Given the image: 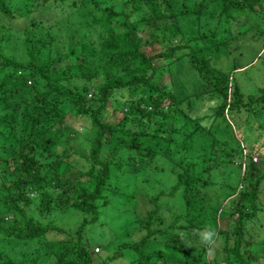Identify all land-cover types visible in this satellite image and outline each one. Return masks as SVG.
<instances>
[{
	"label": "trees",
	"instance_id": "16d2710c",
	"mask_svg": "<svg viewBox=\"0 0 264 264\" xmlns=\"http://www.w3.org/2000/svg\"><path fill=\"white\" fill-rule=\"evenodd\" d=\"M8 1L0 0V43L4 45L0 49V113L9 122H18L19 128L11 137L0 124V223H9L3 230L8 239L27 242L53 232L50 240L37 243L46 248L55 264H94L84 232L108 205L106 192L123 194L114 187L115 176L128 175L131 166L135 172L128 177L134 178L158 153L172 159L174 166H183L182 160L173 155L181 156L193 148L195 141L201 145L205 139V150L211 155L222 151L226 162L233 164L237 159L243 167L234 194L225 204L236 220L225 228V211L218 207L223 215L213 228L216 236L223 238L224 264L264 261V238L251 239L264 230V215L258 217L264 170L253 162V153L246 147L240 154L223 147L213 135L208 139L218 118L229 115L235 121V112L241 109L254 117L264 115V88L244 95L233 77L244 67L234 57L240 48L239 37L264 39V0H212L196 9H188L184 2L183 10L172 0H121L118 4L116 0H36L38 4L28 0L23 3L25 12L18 7L13 10ZM71 4L86 8L89 21H78L63 52L55 50L41 59L37 46L44 40L40 34L34 38L35 31L60 21V13ZM89 5L94 7L88 10ZM208 7L212 8L209 13ZM204 16L216 18L215 25L209 28L200 22H188ZM13 19H19L22 25L12 28ZM234 21L236 35L230 27ZM17 50L22 52V59H17ZM222 57L233 64L227 72L216 65ZM182 63L196 80L191 94H178L171 80L173 67ZM77 82L84 84L80 87ZM67 115L84 118L93 131L86 170L72 164L69 150L58 152L61 144L74 149L69 144L71 135L62 138L64 131L70 132ZM104 146L108 150L103 158ZM123 150L125 161L120 157ZM211 159L213 165L207 163L208 167L198 174L185 163L181 172H174L172 185L148 195L153 208L145 217L135 216L133 220V229L145 230V234L135 242L119 244L101 264L121 257L122 249L134 252L130 264H204L202 256L210 244L205 243L197 256L186 246L212 230L213 219L206 221L201 216L195 220L186 216V210L200 189L211 185L212 167L225 157L212 155ZM240 184L243 186L238 190ZM179 189L185 211L174 219L186 218L188 223L178 224V232H171L173 223L152 229V223H161L157 214L164 213L161 197L173 198ZM128 195L132 198L135 193ZM71 210L80 212V221L68 231L59 228L57 218ZM250 221L256 226L247 228ZM127 234L116 233L112 243ZM247 234L253 236L248 238Z\"/></svg>",
	"mask_w": 264,
	"mask_h": 264
},
{
	"label": "rangeland",
	"instance_id": "374dc122",
	"mask_svg": "<svg viewBox=\"0 0 264 264\" xmlns=\"http://www.w3.org/2000/svg\"><path fill=\"white\" fill-rule=\"evenodd\" d=\"M26 1L28 2V0H11L8 1V4L11 5L13 10H17L18 7V10L25 12L26 9L23 3L25 4ZM211 1L212 0H172V3L183 10L184 7L182 5L184 2L188 9H196L199 4L204 6L211 3ZM116 2L117 4L121 3V0H116ZM35 3L38 4L36 0ZM88 7V10H90L94 6L91 7L89 5ZM78 8L76 5L71 4L70 8L67 9L68 13L66 8L60 13V18H62L60 21L57 23L51 22L49 26H41L35 31L36 36L34 38H37L38 34H40V37L44 40V44L38 43L37 46V48L40 49L39 52L41 59L50 57V55L54 54L55 50L63 52L66 47V42L71 38L78 21L81 19L89 21L90 15L87 13L88 11L85 10L86 8ZM207 9L208 13L212 11L211 7H208ZM92 11H95V9ZM215 13L217 14V11H215ZM215 13L213 14L215 15ZM202 18L203 19L200 21L190 18L188 19V22H200L199 24H205L207 27L211 28L217 21L216 18L208 19L206 16ZM185 22H187V20L184 19V23ZM11 23L12 26L10 24L9 26L12 28H19L20 25H22V22L19 19H13ZM236 24L237 21H234V24L230 26L233 29V35H236L237 33ZM85 32L86 31L84 30V33ZM22 38L23 36L20 34L19 39L22 40ZM253 38L255 40H252L251 38L249 39V37H239V39H241L240 48L238 50L239 53L237 52L234 55V57H236V62H238L240 66L244 65L242 69L236 70L233 74L236 83L240 86L244 95L247 93H256L259 88H264V39L263 37L257 38L256 36H253ZM245 41H249V43L245 44ZM251 41L253 42L250 43ZM8 46L13 47L14 45L9 43ZM3 48L4 45L0 43V49L2 50ZM22 57V52L17 50V59H22ZM216 65L221 70L227 72L230 65L232 66L233 64L229 58L222 57ZM171 72V80L175 91L178 94H180L181 91L183 94H191L196 86V80L189 72L186 63L174 66ZM77 84L81 87L84 83L77 82ZM165 84L170 88L171 83L169 81ZM234 118L235 121H233L229 115L218 118L214 122L212 128H210L208 139H211L213 135V138L222 143L223 147L236 149L237 152H241L240 154H242L244 150L243 148L246 147L247 151L253 153L251 154V158H256L257 160L256 162H253L257 164L261 170H264V115L254 117L252 114H247L245 110L241 109L239 112H235ZM66 121L67 126L70 128V132H68L69 130L64 131L62 138L71 135L69 144L73 146L74 149L71 150L61 144L58 152L62 153L63 149L66 151L69 150L68 152L73 153L72 164L80 170H86L88 169V163L85 157H87L89 147L88 141L92 139L93 131L87 126L88 124L84 118L75 119L70 115H67ZM0 124H2L3 131L11 137L19 131L18 122H9L1 113ZM194 143L195 144L191 150H189L188 147L186 148L189 151L184 152L185 154H182L183 157L182 155H173L174 157H178L177 159L182 160L183 166L187 163V167L192 173H200L204 168L208 167L207 163L213 165L214 161L211 159L212 155L225 157V159L219 160L218 165L212 167L213 171L210 179L211 185L200 189L201 192L199 196L194 197L192 205L186 210L188 212L186 216H193L195 220L201 216L204 217L206 221H212L213 219V225L210 229L214 230L213 228H215L217 223H220L222 218L221 215H223L218 207H222L221 209L225 211L224 215L227 218L225 228L227 226L230 227L234 224L236 215L231 216L230 207L225 204L234 194L233 188L237 183L238 173L240 172L241 175L243 167H239L237 159H235L233 164L226 162V159L228 158H226L222 151L218 153L212 152L211 155L208 150H205L207 145L205 139L201 145L198 140ZM222 145L220 146V149H222ZM162 148V151L165 150ZM107 150L108 146H104L100 156L103 158L106 157ZM120 157L124 161L127 160L125 150H123V153H120ZM209 157L210 159H208ZM183 166H174L172 159L158 153L155 154L149 162H146L144 167L141 166L139 174L136 173L134 178L128 177L135 172L134 167L131 166H128V175L124 174L122 176L121 174H118L115 176V179L113 180L115 183L114 187L115 189H120V192L123 194H109V192H106V195H109L110 198L108 205L103 211H101L97 222L90 224L84 232L86 233L84 236L85 240L93 250L92 261L94 264H101V262H103V257L117 249L119 244L123 242H135L138 237L145 234V230L138 232L136 229H133L135 226L133 221L134 217L146 216L147 212L153 208V204L148 201L147 196L156 195L160 189H165L172 185L175 180L174 172H181ZM242 186L241 184L237 185L238 190L241 189ZM262 190H264V187ZM132 192L135 193V195L131 198L128 193ZM181 193L182 189H179L173 198L161 197V211L164 213L166 212L167 214L165 216L164 213H158L156 217L161 220V223H152V229L167 228L169 227V224L173 223L171 232H178L176 228L178 224L186 225V223H188L185 222L186 218L185 220L182 219L177 222L174 219L175 215L181 213L180 211H185V208H182L183 199ZM137 194L138 197H136ZM262 203L258 217L264 215V195ZM121 209H128V211L121 213L119 212ZM166 209H168V211ZM120 214H122V216ZM80 218V212L71 210L67 213L61 214L59 218H57L55 224L59 228L68 231L80 221ZM7 219H9V217H7ZM188 219L190 220L191 218ZM5 223H0V264H55V260L48 255L46 248H44L39 242L37 243L39 240L42 243H44V240L46 239L50 240L54 234L53 232H48L44 237L33 241L17 242V240L8 239V236L3 230L9 223H7V221H5ZM261 223H263V221ZM249 225L250 227L256 226V223H253L252 221L247 222V228ZM259 231L260 232L254 234V236L252 234H247V237L251 238L253 236L251 238L252 240L264 238V230ZM125 232H129V234L120 236L119 239H115L112 243V236L116 233L123 235ZM182 233L185 236L184 230H182ZM204 244L205 242L199 238L197 241L193 240L187 243L186 250L190 254L197 256ZM222 246V235H215L213 242L210 243L207 253H204L202 256L204 264H224L223 259H225V254L222 251ZM134 255L133 251L122 249V256L107 262V264H130V262L134 260ZM258 264H264V261L261 260Z\"/></svg>",
	"mask_w": 264,
	"mask_h": 264
},
{
	"label": "clouds",
	"instance_id": "9594fccd",
	"mask_svg": "<svg viewBox=\"0 0 264 264\" xmlns=\"http://www.w3.org/2000/svg\"><path fill=\"white\" fill-rule=\"evenodd\" d=\"M216 233L214 230H206L202 235V240L206 244H210L213 242V239L215 237Z\"/></svg>",
	"mask_w": 264,
	"mask_h": 264
},
{
	"label": "built area",
	"instance_id": "2783aa9c",
	"mask_svg": "<svg viewBox=\"0 0 264 264\" xmlns=\"http://www.w3.org/2000/svg\"><path fill=\"white\" fill-rule=\"evenodd\" d=\"M253 161H254V162L257 161L256 158H253Z\"/></svg>",
	"mask_w": 264,
	"mask_h": 264
}]
</instances>
